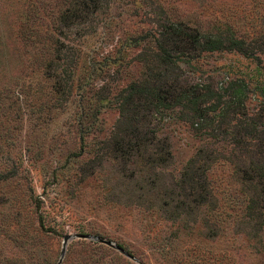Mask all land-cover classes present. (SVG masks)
<instances>
[{"label":"rangeland","instance_id":"1","mask_svg":"<svg viewBox=\"0 0 264 264\" xmlns=\"http://www.w3.org/2000/svg\"><path fill=\"white\" fill-rule=\"evenodd\" d=\"M48 1L44 7L38 4L40 15L33 17L30 24L48 22L61 2ZM27 7L25 4L24 11L14 9L11 18L18 19H14L15 12L27 14ZM42 10L46 11L45 19L41 18ZM263 11L264 0H110L102 12L95 13L92 28L74 40L79 45L72 56L71 91L69 84L65 85V93L56 102L43 88L40 95L46 104L40 110L27 107V117L18 113L13 99L2 100L0 168L6 171L15 165L17 171L8 180L0 181L4 199L0 200V216L1 210L14 206L13 211L9 209L11 214L0 221V232H5L18 208L21 213L15 216L13 228L28 224L36 196L43 200L37 212L44 225L38 238H34L39 243L38 256L33 251H22L23 255L6 261L1 259L6 253L0 254V264H56L66 234L98 235L122 242L143 264H264V224L253 231L257 239H248L244 233H234L232 223H225L234 216L229 210L227 214L214 213L213 218L223 228L215 236H211L212 231L210 235L202 232L200 226L192 227V222L182 232L170 233L168 221L156 214L112 206L102 186L105 173L89 177L80 176L76 170L84 160L105 152L104 140L119 116V93L142 75L141 53L152 45L156 22L163 14L200 23L219 18L233 24L237 32L252 34L259 29L258 16ZM24 17L27 20V15ZM20 22L15 23V29ZM12 35L8 44L19 56L15 72L26 77L46 54L33 50L19 34ZM137 37L142 38L138 43L134 40ZM189 62L180 63L182 77L189 82L213 83L217 88L230 79L243 78L248 85L249 109L261 107L264 62L227 50L205 51ZM159 118L158 133L167 137L172 153L163 172L166 186H170L168 182L180 174L188 159L209 138L171 113ZM224 167L214 166L213 180L219 182L225 177ZM121 216L126 218L118 222ZM155 242L154 251L151 247ZM61 264L138 263L106 244L75 237L67 242Z\"/></svg>","mask_w":264,"mask_h":264},{"label":"trees","instance_id":"2","mask_svg":"<svg viewBox=\"0 0 264 264\" xmlns=\"http://www.w3.org/2000/svg\"><path fill=\"white\" fill-rule=\"evenodd\" d=\"M59 1L61 6L52 11L48 22L30 24L40 15L38 4L44 7L48 0H0V103L13 99L23 117L28 116L27 107L40 110L46 104L40 95L43 88L54 101L61 99L65 85L69 84L71 91L72 56L79 45L74 40L92 28L95 13L102 12L110 0ZM25 4L27 14L15 12L14 19H18L13 20L10 15L14 9L24 11ZM45 12L42 10V19ZM258 18L259 29L250 34L237 32L233 24L219 18L200 23L163 14L156 22L152 45L141 53L142 75L119 93V116L104 140L105 152L78 164L77 174L93 177L105 173L102 186L112 206L156 214L168 221L170 233L182 232L192 222V227L200 226L202 232L210 235L212 231L211 236H215L223 228L213 218L214 213L222 215L230 210L233 219L225 223H232L233 232L257 239L253 231L264 224V100L257 110H250L243 78L230 79L217 88L213 83L189 82L182 77L180 63L189 64L205 51L220 50L264 62V11ZM17 21L21 22L15 29ZM12 34H19L33 50L46 54L26 77L15 72L19 56L8 44ZM134 40L138 43L142 38ZM167 113L209 138L168 182L170 186H166L163 172L172 153L167 137L158 133L156 121ZM216 164L225 166V177L219 182L213 180ZM15 171V165L6 171L0 168V181L8 180ZM34 198L29 223L13 228L15 216L21 213L18 208L5 232H0V254L6 253L1 259L7 261L27 251L38 256L39 243L34 238L43 230L42 216L37 212L43 200ZM0 200H4L1 195ZM10 208L14 210L12 204L1 210L0 221L11 214ZM125 218L121 216L118 222ZM116 244L129 252L122 242ZM156 245L152 244L154 251Z\"/></svg>","mask_w":264,"mask_h":264},{"label":"water","instance_id":"3","mask_svg":"<svg viewBox=\"0 0 264 264\" xmlns=\"http://www.w3.org/2000/svg\"><path fill=\"white\" fill-rule=\"evenodd\" d=\"M85 238L88 240H93V241H97L103 244H106L112 248H114L115 250L119 251L121 254L127 256L129 259L133 260L134 262H137L138 264H143L139 261V259H137L135 256H133L132 254H130L129 252H127L124 248H122L121 246L117 245L114 241L112 240H108L105 239L101 236L98 235H90V234H66L63 236V241H62V248L60 251V257L59 260L57 261L56 264H61L63 255L65 253V249H66V245L67 242L73 238Z\"/></svg>","mask_w":264,"mask_h":264}]
</instances>
